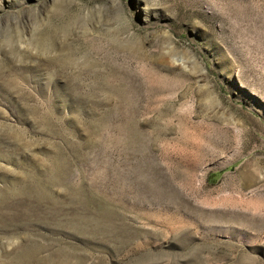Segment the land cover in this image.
I'll list each match as a JSON object with an SVG mask.
<instances>
[{
	"label": "rangeland",
	"instance_id": "rangeland-1",
	"mask_svg": "<svg viewBox=\"0 0 264 264\" xmlns=\"http://www.w3.org/2000/svg\"><path fill=\"white\" fill-rule=\"evenodd\" d=\"M0 264H264V0H0Z\"/></svg>",
	"mask_w": 264,
	"mask_h": 264
}]
</instances>
